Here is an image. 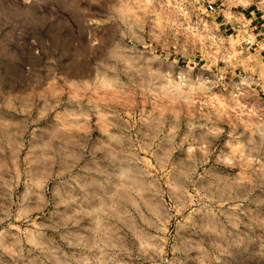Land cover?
I'll return each mask as SVG.
<instances>
[{
  "label": "clouds",
  "instance_id": "obj_1",
  "mask_svg": "<svg viewBox=\"0 0 264 264\" xmlns=\"http://www.w3.org/2000/svg\"><path fill=\"white\" fill-rule=\"evenodd\" d=\"M264 264V0H0V264Z\"/></svg>",
  "mask_w": 264,
  "mask_h": 264
},
{
  "label": "rangeland",
  "instance_id": "obj_2",
  "mask_svg": "<svg viewBox=\"0 0 264 264\" xmlns=\"http://www.w3.org/2000/svg\"><path fill=\"white\" fill-rule=\"evenodd\" d=\"M236 264H253V262L249 255L239 254L237 256Z\"/></svg>",
  "mask_w": 264,
  "mask_h": 264
}]
</instances>
